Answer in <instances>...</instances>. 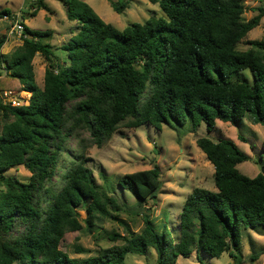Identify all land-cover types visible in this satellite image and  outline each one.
I'll return each instance as SVG.
<instances>
[{"label":"trees","instance_id":"1","mask_svg":"<svg viewBox=\"0 0 264 264\" xmlns=\"http://www.w3.org/2000/svg\"><path fill=\"white\" fill-rule=\"evenodd\" d=\"M108 1L122 14L132 0ZM149 1L164 16L120 31L86 2L64 0L67 18L78 26L61 47L66 52L62 66L51 63L54 52L43 42L52 30L25 25L30 38L8 54L2 52L8 37H0V93H30L28 104L21 106L0 98V264H127L128 254L143 256L151 248L160 264H176L194 252L200 262L202 253L212 258L229 253L241 264L242 230L264 228V164L250 178L238 169L250 157L236 142L202 137L197 145L215 168L216 190L197 187L187 196L177 244L142 215L141 232L123 223L126 234L108 237L122 243L95 256L76 260L61 248L66 234L84 226L90 230L107 218L118 221L123 211L97 183L84 154L68 148L72 139L84 148L83 132L90 134V144L102 148L123 125L149 124L161 131L164 125L190 121L194 131L205 123L211 132L218 121L237 126L248 115L264 126V40L238 49L260 25L264 6L246 20L245 0ZM41 9H48L43 1L31 14ZM3 15L12 13L3 9ZM37 54L49 62L42 87L33 64ZM242 71L254 81L247 75L231 80ZM262 150L264 160V144ZM20 166L30 172L27 183L6 176ZM118 184L142 207L157 198L161 169L156 165L124 174Z\"/></svg>","mask_w":264,"mask_h":264},{"label":"rangeland","instance_id":"2","mask_svg":"<svg viewBox=\"0 0 264 264\" xmlns=\"http://www.w3.org/2000/svg\"><path fill=\"white\" fill-rule=\"evenodd\" d=\"M40 1H43L48 9H41L36 15H32L33 7L37 8ZM82 1L89 4L106 23L120 31L134 23L143 24L154 15L164 16L159 5L149 0H132L130 8L122 14L115 12L108 0ZM245 4V19L251 20L259 14L255 9L263 7L264 0H245ZM3 9H8L12 13L10 20L13 17L19 18L32 30H52L53 36L45 38L43 42L50 44L54 52L51 63L64 65L66 52L61 50V47L76 34L78 26L77 22L67 18L64 0H0V11ZM3 16H0V19ZM10 27L9 22L0 20V37L3 35L8 37V43L4 46V52L7 53H12L22 44L17 37L9 34ZM255 40H264V17L260 25L238 45V49L243 51L251 49L248 43ZM257 51L260 53L259 50ZM33 64L37 83L42 87L45 69L49 62L41 54H37ZM245 75L250 82L254 81L249 71H242L231 77V80L241 81ZM12 92L13 94L9 93V95H5V92L0 93L1 100L6 103L9 99H19L24 104H28L30 93ZM82 134L85 140L82 143L84 148L75 139L70 140L68 148L74 153L84 154L87 166L93 170L97 183L118 200L123 211L118 214V221L107 218L90 230L84 226L79 232L66 234L61 248L76 260L87 259L97 255L101 249L121 244L120 241H110L108 237L113 232L126 234L128 228L123 223H126L132 232H141L144 228L142 215L150 216L158 233L166 234L174 244H177L181 233L182 207L187 196L197 187L216 190L215 168L198 147L199 138H209L214 142L221 140L236 142L250 157L249 161L239 164L238 169L250 178L259 175L264 164L262 158L264 126L254 124L248 115L237 126L218 121L217 127L211 132H208L205 123L194 131L190 121L179 127L164 125L161 131L149 124L139 128H127L123 125L102 148L90 144L89 133ZM156 165L161 169L162 185L156 193L157 198L148 200L140 207L138 205L140 201L130 191L119 186L118 177L150 170ZM6 176L16 177L24 183L30 180V172L23 166L11 169ZM55 183L58 186L56 180ZM85 209L82 207L79 210L81 220L86 218ZM201 257L202 262L198 261L194 252L189 258L179 257L176 264H235L236 262L229 253L223 254L221 258H212L204 253ZM240 257L241 264H264V228L242 230ZM253 257H256L255 261ZM158 258L157 250L151 248L143 256L128 254L126 263L160 264Z\"/></svg>","mask_w":264,"mask_h":264},{"label":"built area","instance_id":"3","mask_svg":"<svg viewBox=\"0 0 264 264\" xmlns=\"http://www.w3.org/2000/svg\"><path fill=\"white\" fill-rule=\"evenodd\" d=\"M10 16L11 15H4L0 20L7 21L10 23L11 27H10L9 34L11 36L17 37V40L23 43L25 39L30 38V36L25 33V22L15 17H13V19L10 20L9 18ZM9 93L13 94V92L10 91V92H5V95H9ZM6 103H10L12 106H21L24 104L19 99H9L8 101H6Z\"/></svg>","mask_w":264,"mask_h":264},{"label":"crops","instance_id":"4","mask_svg":"<svg viewBox=\"0 0 264 264\" xmlns=\"http://www.w3.org/2000/svg\"><path fill=\"white\" fill-rule=\"evenodd\" d=\"M8 43V42H7ZM6 45V44H5ZM3 54H8L7 52H4V48L2 49Z\"/></svg>","mask_w":264,"mask_h":264}]
</instances>
